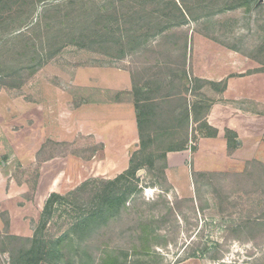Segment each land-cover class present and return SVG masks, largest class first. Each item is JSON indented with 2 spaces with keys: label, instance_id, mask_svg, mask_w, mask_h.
<instances>
[{
  "label": "rangeland",
  "instance_id": "obj_1",
  "mask_svg": "<svg viewBox=\"0 0 264 264\" xmlns=\"http://www.w3.org/2000/svg\"><path fill=\"white\" fill-rule=\"evenodd\" d=\"M37 1L32 8L25 0H0V238H31L51 194L65 196L92 179H115L90 165L103 152L87 135L83 110L92 100L126 99L127 93L97 88L99 76L115 79L123 70L129 83L161 93L169 90L172 75H187V69L192 76L234 71L239 78H264L255 74L262 66L245 55L264 59L254 48L264 41V0L233 10L225 8L240 1ZM182 82L179 89L187 99L197 96L195 102L222 88L189 81L186 92ZM259 91L254 95L260 97ZM198 127L189 130L192 147L202 134L195 133ZM258 148L251 160L226 164L217 156L211 167L202 163L194 178L182 171L181 178H171L179 189L168 177L153 187L148 169L141 170L138 205L94 236L95 252L139 245L140 219L166 217L167 205L173 214L154 226L163 260L152 264H264V226L255 227L264 225V140ZM68 224V215L57 211L45 233L58 237ZM0 264H10L9 253L0 255Z\"/></svg>",
  "mask_w": 264,
  "mask_h": 264
},
{
  "label": "trees",
  "instance_id": "obj_2",
  "mask_svg": "<svg viewBox=\"0 0 264 264\" xmlns=\"http://www.w3.org/2000/svg\"><path fill=\"white\" fill-rule=\"evenodd\" d=\"M25 1L30 2L32 8L35 7L36 0ZM45 1L49 0H38L37 3ZM178 1L185 2V0ZM236 1H240L239 4L225 8V10L242 7L249 9L255 2V0ZM175 6L179 11L183 9L181 4L175 3ZM170 27L168 26V28ZM103 29L107 31L106 27ZM164 30H160L159 33H166ZM99 37L103 38V35ZM117 39L115 45L123 40L121 37ZM254 48L256 54L264 57V41ZM232 49L240 52L236 47ZM184 54L183 58L186 61L187 53ZM245 55L262 66L255 74L264 73V59L256 57L255 54L246 53ZM41 64L40 62L37 64V69ZM172 78L174 81L171 82L169 90H164L165 92L152 90L148 85L145 87L147 92H140V100L136 101L140 147L132 154L129 169L113 180H88L65 196L57 193L51 194L44 205L33 236L31 238L8 235L4 238L1 237L0 255L9 253L10 264H152L154 260L162 263L163 258L155 250L160 236L154 226L155 223H164L167 220L166 217L173 214V209L168 208L166 203H164L167 211L166 217L162 216L157 221L140 219L138 225L140 226L139 245L128 249H111L110 247L108 249L105 246L103 250L99 248L100 254H98L95 252L96 246L93 245V238L112 223L119 222L124 214L138 205L143 193V189L140 187V178L137 177L141 170L148 169L147 173L152 177V182L149 185L153 187L161 181L166 182L167 155L188 149L190 145L189 130L192 123L199 124L196 131L202 132V135L205 133L208 138L218 136V131L206 121L212 103L209 100H203L190 104L187 97L184 96L183 90L179 89L183 84L182 81L186 80L187 86H189L186 92H189L188 74L186 75L184 72L182 77L176 74L172 75ZM177 80L181 81L178 83L180 86L176 85ZM192 80L196 83H204L203 80ZM212 84L216 85V83ZM199 87L201 88V86ZM226 88L227 82H222L219 92H224ZM183 133L185 138H180ZM226 137L231 153L238 145L237 136L227 132ZM192 149L195 148L192 147ZM159 161L162 163L157 166ZM57 211L65 212L68 215L69 224L58 237H53L47 235L45 231ZM255 225H257L255 227L264 226L259 223ZM212 259L218 260L219 258L215 255Z\"/></svg>",
  "mask_w": 264,
  "mask_h": 264
},
{
  "label": "crops",
  "instance_id": "obj_3",
  "mask_svg": "<svg viewBox=\"0 0 264 264\" xmlns=\"http://www.w3.org/2000/svg\"><path fill=\"white\" fill-rule=\"evenodd\" d=\"M188 52L190 53V50ZM232 64V68H234V63ZM186 71L190 82H193L192 79L216 84L226 81L227 88L224 92H212L210 95L209 93L207 96L205 95L212 103L206 121L218 131V136L208 138L201 134L198 144L194 145V150L189 145L186 150L172 152L167 155L168 168L166 176L172 185L174 184L171 178H181L182 171L185 172L186 169L189 172V177L194 178L192 173L194 168H196L194 173H197V168L202 163L211 167L216 164L217 156H221L224 162L227 161L226 164H228V161L251 160L260 151L258 144L261 140H264V128L258 127L259 122L264 120V78L259 77V80H257L258 74L248 78L233 77L235 76L234 71L211 78L208 76H192L188 69ZM117 72V78L115 76V79L100 78L99 76L95 84L97 88H101L103 91H114V94L126 92V99L104 102L92 100L83 110L87 113V135L90 140L100 146L103 152L101 160H97L98 158L95 155V161L90 165L103 168L104 170H102L100 176L105 178H117L126 172L130 167L132 152L139 150L140 135L136 101L140 100V92H147V89L141 83L137 85L136 82L133 83L132 79L129 83L125 71L117 70ZM118 78H122V80ZM257 82L258 85L263 86L256 87ZM90 85L93 86V82ZM256 89H260V97L254 95ZM190 95L188 101L193 104L198 98ZM192 124L193 131L197 123ZM196 130L195 133L199 134ZM258 130L259 132H256ZM227 132L236 135L238 141L237 147L231 153L228 149ZM260 137H262L261 140ZM250 144L251 147H248L247 145ZM95 177H98V174L94 173L93 178ZM174 186L179 189L177 184Z\"/></svg>",
  "mask_w": 264,
  "mask_h": 264
},
{
  "label": "water",
  "instance_id": "obj_4",
  "mask_svg": "<svg viewBox=\"0 0 264 264\" xmlns=\"http://www.w3.org/2000/svg\"><path fill=\"white\" fill-rule=\"evenodd\" d=\"M144 171H141V173H143Z\"/></svg>",
  "mask_w": 264,
  "mask_h": 264
}]
</instances>
